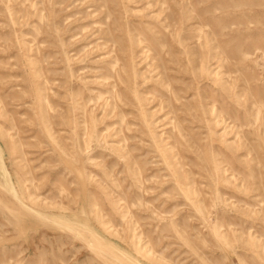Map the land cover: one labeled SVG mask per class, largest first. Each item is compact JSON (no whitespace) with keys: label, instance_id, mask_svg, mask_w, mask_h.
<instances>
[{"label":"rangeland","instance_id":"1","mask_svg":"<svg viewBox=\"0 0 264 264\" xmlns=\"http://www.w3.org/2000/svg\"><path fill=\"white\" fill-rule=\"evenodd\" d=\"M0 264H264V0H0Z\"/></svg>","mask_w":264,"mask_h":264},{"label":"bare ground","instance_id":"2","mask_svg":"<svg viewBox=\"0 0 264 264\" xmlns=\"http://www.w3.org/2000/svg\"><path fill=\"white\" fill-rule=\"evenodd\" d=\"M50 131V130H49ZM90 179V178H89ZM16 191V190H15ZM25 199V198H24Z\"/></svg>","mask_w":264,"mask_h":264}]
</instances>
